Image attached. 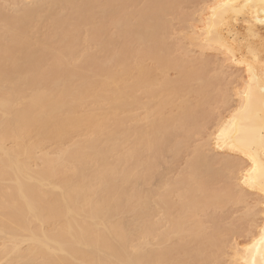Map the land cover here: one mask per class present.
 <instances>
[{"label": "bare ground", "instance_id": "1", "mask_svg": "<svg viewBox=\"0 0 264 264\" xmlns=\"http://www.w3.org/2000/svg\"><path fill=\"white\" fill-rule=\"evenodd\" d=\"M16 1L0 6V264H219L233 230L213 211L254 194L262 222L226 264H264L262 0H214L192 26L221 63L169 44L168 17L207 0ZM227 66L244 81L213 117Z\"/></svg>", "mask_w": 264, "mask_h": 264}, {"label": "rangeland", "instance_id": "2", "mask_svg": "<svg viewBox=\"0 0 264 264\" xmlns=\"http://www.w3.org/2000/svg\"><path fill=\"white\" fill-rule=\"evenodd\" d=\"M11 1L12 0H9V4H8V3H6V1H3V0L1 1L0 0V6L2 5L1 4L2 2H5L6 4H8L9 7L11 5H14L15 2H17L16 0H13V3ZM213 1L214 0H207L206 3L204 1H199V2L196 1V2L185 3L181 10L176 11L177 13H175V14L173 13L174 15L172 14V15H170L168 17V21H170L169 23H170V26H171V28L169 30V32H170L169 33V44H171L172 46L178 45L176 47H178L177 49L179 50V51L177 50V52L175 51L173 56H175L177 58V57H180L181 54H183V55L187 54V56H185V57H188L189 60H191V59L197 60L201 56L204 57V55L207 54L205 57H207L208 60L209 59H211V61H213V60L218 61L219 60L218 62L222 61L223 56L221 54L219 55L218 52H214L213 51V52H206L205 54H200V52H198L199 50H197V48L193 47V45H191V43H189L190 40H188L189 38L187 37L188 35L191 34V31H193L192 26L195 27V26H200L202 24V20H201L202 17L201 16H203V14L205 12H207L206 8ZM18 3H20L23 6V0H20ZM6 4H4V5H6ZM24 4H26V3H24ZM6 6H5V8H6ZM9 7L7 6V10H8ZM15 7H16V5H15ZM3 8H4V6H3ZM10 8L11 9H9L8 12L10 11L9 13H12L11 11L14 10V8L13 9H12V7H10ZM200 17H201V19H200ZM179 44H180V46H179ZM179 47L183 48V50H181ZM258 47H260V46H258ZM185 49L188 50V52L191 51L190 55H189V53L187 51H186L187 53H185V54L182 53V52H184ZM195 56H197V57H195ZM182 57H184V56H182ZM189 57H191V58H189ZM193 60H191V61H193ZM218 62H216L217 64H215V67H213L214 65L213 66L211 65L212 67L207 69V73L206 74H208L209 77H214V76L220 77V76H218L217 73L221 72V70L218 69L219 71L218 70H217L218 72L216 71V68L219 65ZM190 65H192V64H190ZM234 67L235 66H231V68H230V66L229 67L227 66L226 68H224L223 69L224 73L222 74V76H224L225 79L221 80V83H219L220 81L218 82L219 84L216 85V89L213 88V105H212V109H213V114L214 113L216 114V115H213V117L214 116L216 117L220 113H222L223 115H225V114L227 115V113H229V111L226 108H228L231 104L235 105L238 102V97H237V95L235 93H237V91L242 88V82L244 80L242 78H240L239 76L243 77L242 74H244V76H245V72H243L244 71L243 68L235 67V69L238 70L236 72ZM241 69H243L242 72H241ZM227 73H228V76H227ZM169 76H170V78L177 79V77L179 75L177 74L176 71L173 70V71H170ZM236 77H238V78H236ZM239 80H240V82H239ZM237 84H238L239 87L237 86ZM224 91L227 92V93H223ZM223 94L228 95V99H230V100H228V101H230L229 106H228L227 103H226L227 104L226 105L225 102H223V99H224V96L222 98ZM226 100H227V98L224 99V101H226ZM226 106H228V107H226ZM141 112L143 113V111H140V113ZM143 124H144V122H143ZM212 130H213V132L216 130L214 124H213V129H211V131ZM194 137H193V139H191L192 141L190 142L191 145L189 144L190 145L189 148L186 149L180 155V157H178L177 160L176 159L173 160L172 157L169 158V156H168V158H165L163 160L165 164L167 163L166 165H164V163H163L164 166H162V167H166L167 166L166 169L164 168V170H166V171L167 170H171L170 171L171 173L167 174L169 172L166 173V172H164V170L162 171V168H161V171H162L161 173H165L166 177L169 175V177L167 179H169V178H171V180L176 179L175 177L179 176L180 172H182V171H184L186 169V166H187L186 164L190 160V157L192 158V152H193V150H195L194 149L195 146L196 145L198 146V144H201V142L204 139L203 134L202 135H198L195 138ZM166 159H167L168 162L167 161L165 162ZM170 167H171V169H170ZM167 168H169V169H167ZM251 197L254 200L251 199ZM172 200H173V202H178L179 199L177 197H173ZM223 204L224 205L222 207H217V208L214 209V211H213V215H214L213 216V218H214L213 222H216L220 226L221 230L230 229L231 228L233 230V233L232 234H231V232L229 234L223 233V235L220 237L222 240H226V244H227L226 252L227 253L222 255V261L219 262V264H226V262H229V259L231 257L228 254V252L230 251V249L228 247L230 245L234 244L235 242H238L239 244L242 245L244 243V241L247 238H249V236L251 235L250 233L253 230H255L256 226L259 225L262 222L261 210H262L263 205L261 204L260 198H259V196L257 194L251 195L250 196V200L248 202H246V203L232 202V201H223ZM242 223H243V225H242ZM204 225L209 230L213 226L212 222H210V220L208 218H206V217H204ZM247 227H249L248 230H247ZM246 236H247V238H246ZM244 238H245V240H244ZM201 264H204V263H201ZM227 264H229V263H227Z\"/></svg>", "mask_w": 264, "mask_h": 264}, {"label": "snow or ice", "instance_id": "3", "mask_svg": "<svg viewBox=\"0 0 264 264\" xmlns=\"http://www.w3.org/2000/svg\"><path fill=\"white\" fill-rule=\"evenodd\" d=\"M262 4H264V0H262ZM249 74H250V77H251V76H252V69H251V68L249 69ZM261 78L264 79V73L261 74ZM250 91H251V90L249 89V93H248L249 97H250ZM242 111H243L244 113H247V112H248V106L246 105V106L242 109ZM233 127H235V122H233ZM221 136H224V133H223V132L221 133ZM218 146H219V145H218ZM258 243H259L260 247H261L262 249H264V236L261 237V239L258 241Z\"/></svg>", "mask_w": 264, "mask_h": 264}]
</instances>
